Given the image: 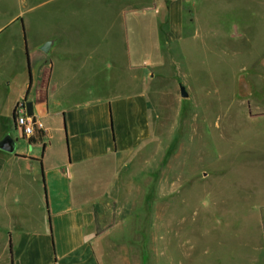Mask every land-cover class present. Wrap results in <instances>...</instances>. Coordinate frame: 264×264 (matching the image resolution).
<instances>
[{"label": "rangeland", "instance_id": "obj_1", "mask_svg": "<svg viewBox=\"0 0 264 264\" xmlns=\"http://www.w3.org/2000/svg\"><path fill=\"white\" fill-rule=\"evenodd\" d=\"M146 3L0 0V24L15 18L0 35L11 87L30 83L23 35L29 52L56 29L53 23L70 24L64 40L81 46L93 24L106 27L120 14L116 29L124 31V15L141 13ZM181 7L182 38L143 52L150 59V98L158 118L151 148L127 158L122 187L132 183L151 195L146 205L141 194L122 191L118 197L123 211L116 236L138 246L122 262L263 264L255 248L257 213L242 208L255 205L256 194L264 193V0H184ZM64 14L76 16L72 21ZM136 22L144 23L139 18L128 24ZM142 34H132L134 58L137 38L148 37ZM10 124L21 151L24 138L12 117ZM236 206L240 209L232 212Z\"/></svg>", "mask_w": 264, "mask_h": 264}, {"label": "crops", "instance_id": "obj_2", "mask_svg": "<svg viewBox=\"0 0 264 264\" xmlns=\"http://www.w3.org/2000/svg\"><path fill=\"white\" fill-rule=\"evenodd\" d=\"M183 1L147 0L141 13L124 15V31L116 29L115 21H122L118 14L106 27L93 24L82 35L84 44L77 47L64 40L70 24L53 23L56 29L29 52L23 35L32 73L30 83L17 90L11 87L0 53V143L6 137L14 143L12 153L0 150V264H123L130 260L132 247L138 246L132 239L116 236L123 211L118 197L122 191L134 192L148 203L149 190L136 189L132 183L124 188L122 181L127 158L151 148L158 118L150 98L154 96L153 76L147 72L150 59L143 52L148 47L154 51L167 39L182 38ZM61 16L73 21L76 15ZM139 18L144 23L128 24ZM9 21L0 24V35ZM143 32L148 37L137 38L134 58L132 34ZM21 100L48 133L24 139L18 151L10 135V118ZM254 201L255 205L242 210L257 213L255 248L264 264V193L258 192Z\"/></svg>", "mask_w": 264, "mask_h": 264}, {"label": "built area", "instance_id": "obj_3", "mask_svg": "<svg viewBox=\"0 0 264 264\" xmlns=\"http://www.w3.org/2000/svg\"><path fill=\"white\" fill-rule=\"evenodd\" d=\"M13 119L16 130L28 141L40 136L46 137L48 133L42 120L30 112L29 105L24 100L14 105Z\"/></svg>", "mask_w": 264, "mask_h": 264}, {"label": "water", "instance_id": "obj_4", "mask_svg": "<svg viewBox=\"0 0 264 264\" xmlns=\"http://www.w3.org/2000/svg\"><path fill=\"white\" fill-rule=\"evenodd\" d=\"M180 96L182 98L188 97V94L184 87H180ZM0 150L7 152V153H12L14 150L13 140L10 137H6L5 139H3L0 143Z\"/></svg>", "mask_w": 264, "mask_h": 264}, {"label": "trees", "instance_id": "obj_5", "mask_svg": "<svg viewBox=\"0 0 264 264\" xmlns=\"http://www.w3.org/2000/svg\"><path fill=\"white\" fill-rule=\"evenodd\" d=\"M10 254H12L11 249H10ZM11 264H12V261H11Z\"/></svg>", "mask_w": 264, "mask_h": 264}]
</instances>
